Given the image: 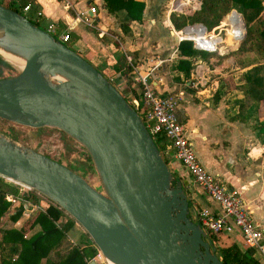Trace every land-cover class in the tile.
Returning <instances> with one entry per match:
<instances>
[{
	"label": "water",
	"instance_id": "water-1",
	"mask_svg": "<svg viewBox=\"0 0 264 264\" xmlns=\"http://www.w3.org/2000/svg\"><path fill=\"white\" fill-rule=\"evenodd\" d=\"M193 24L203 26L186 24L180 30ZM242 26L244 31L243 19ZM0 50L25 63L15 74L0 76V118L67 135L85 150L100 189L0 130L1 176L62 208L107 262L224 264L190 216L181 179L138 113L100 70L2 3Z\"/></svg>",
	"mask_w": 264,
	"mask_h": 264
},
{
	"label": "crops",
	"instance_id": "crops-1",
	"mask_svg": "<svg viewBox=\"0 0 264 264\" xmlns=\"http://www.w3.org/2000/svg\"><path fill=\"white\" fill-rule=\"evenodd\" d=\"M9 1L1 0L0 3L6 4ZM142 1V18L131 21L127 33L121 31L115 17L105 10L102 0H25V4L30 5L26 10L30 20L39 26L44 24L45 27L53 23L58 32H66L72 49L100 71L107 68L109 73L119 70L124 62L123 53L129 54L134 64L141 69L151 66L157 58H165L156 69H152L151 82L157 89L168 91L165 67L178 56L176 46L179 41L177 30L169 20V13L173 10L170 7L165 11L162 9V4L166 2V6L169 0ZM13 4H17V0H13ZM89 7H93V11ZM203 37L205 36L201 34L195 39ZM125 90L127 91L126 88ZM239 96L224 92L216 98L194 94L190 99L181 94L183 100L179 102L177 113L202 167L216 174L225 186L239 190L253 218L264 230V127L254 124V113H247L250 108L239 112L237 104L232 100ZM161 152L170 170L181 175L178 178L194 206H205L217 211V204L195 183L189 181L185 170L171 151L164 147ZM43 204L37 210H44L48 203ZM64 219V216H59L57 221ZM73 224L65 233L73 229ZM12 225L19 227L23 223L20 224L16 219ZM36 229V225L27 226L23 234L28 236ZM230 236L238 244H242L236 230ZM62 239L63 237L61 241ZM70 247L55 252V258L50 256L53 254L52 250L56 251L54 247L48 256L58 259Z\"/></svg>",
	"mask_w": 264,
	"mask_h": 264
},
{
	"label": "trees",
	"instance_id": "trees-1",
	"mask_svg": "<svg viewBox=\"0 0 264 264\" xmlns=\"http://www.w3.org/2000/svg\"><path fill=\"white\" fill-rule=\"evenodd\" d=\"M24 4L25 0H17V4H13V0H10L4 5L21 13L20 10ZM102 5L108 13L115 17L121 31L127 33L130 30L131 21H139L142 18L144 2L142 0H102ZM227 10L225 17L236 15L241 19L242 15L244 20V34L234 51L236 65L243 68L252 64L245 68L243 82L239 87L242 97L238 99V108L242 113L253 103L257 106L264 100V0H201L198 10L171 11L169 20L178 30L184 25L194 22L203 24L205 15L214 13L220 15ZM27 18L30 20L29 17ZM30 21L37 24L35 21ZM195 40L199 45L219 53H223L228 47L227 44L216 42L208 35ZM176 47L178 56L173 67L188 77L192 64L191 57L197 52L204 53L205 51L192 47V43L188 39H180ZM5 66V61L0 57V73L4 71ZM127 67L125 69L129 70L130 66L127 65ZM121 68L120 65L119 69ZM153 140L162 151L164 147L162 138L156 137ZM86 156L88 157L87 154ZM16 190L15 185L0 180V218L7 211L10 203L5 195L7 192L15 193ZM21 196L31 201L35 200V196L28 192H22ZM48 201L44 210H37L31 214L26 226L15 227L12 225L22 211L21 203L8 214L9 221L0 225V264H88L97 250L90 238L88 242L72 245L58 259L48 256L49 251L58 245L65 231L75 222L62 208L49 199ZM59 216H64L66 219L57 221ZM34 225L37 226V229L30 235L24 236L26 227ZM210 239L224 264H263L253 255L252 247L242 243V248L229 234H211Z\"/></svg>",
	"mask_w": 264,
	"mask_h": 264
},
{
	"label": "rangeland",
	"instance_id": "rangeland-1",
	"mask_svg": "<svg viewBox=\"0 0 264 264\" xmlns=\"http://www.w3.org/2000/svg\"><path fill=\"white\" fill-rule=\"evenodd\" d=\"M172 2L173 0H169L166 6L164 5V3L166 2H164L162 4L163 5L162 9L166 10L167 7L169 8ZM198 6L200 7V2L198 3ZM199 7L197 8L193 7V2H191V0H188L186 1L185 4L181 5L179 9L192 11V10H198ZM20 11L22 14L26 15L27 17L28 16L30 17L27 11H23V10ZM173 11L178 12L177 10H173ZM227 12L228 10L220 15H217L216 13L209 14L207 16L205 15L206 18H205V22H203V25H205L206 30L209 32H216V30L220 26V21L223 19L224 16H226ZM224 19L227 25L226 26L227 29L225 28L227 31L219 32L221 33L220 35L222 36V38L220 39L212 35L210 37H212V39L216 42L227 44L228 45L227 49L223 53H219L216 50L211 52L205 51L204 53L203 52L195 53V55L191 57L190 60L192 64L189 69L188 77H185L182 72H178L177 70L174 69L173 66L176 63V58L170 61L169 63H167L165 67V71H166L165 84L167 86L168 91H164V93L168 92L170 94L177 95L179 97V102H181L183 100L180 97L181 94L186 95L190 99L194 94H200L203 96L216 98V96L222 95V93L224 92H230L232 93L233 96L240 95L239 97L236 98L234 97V99H232L237 104V107H239L238 99L242 97L239 87L240 84L243 82V72L245 68L251 66L252 64L240 68L239 66L236 65L235 62L236 54L234 51L235 49H237L239 45V42L241 40V39L239 40V38L241 37L242 32L244 34L242 20L239 19L236 15H231L229 17H225ZM194 23H201V22H194ZM40 25L45 28L44 24H40ZM179 30L180 29H178L177 31ZM201 34L204 36L208 35L204 32V29L202 27L194 26L187 28L181 35L182 36L184 35V37L189 36L195 39L196 36ZM64 43L67 44L70 48L73 47L71 42L69 41H66ZM232 47L234 48L231 49ZM0 57L2 60H4L1 55ZM4 61L6 63V66L4 67L5 68L4 71L0 73V76L13 75L19 70V68H17V66L14 65L13 63L9 62L8 60H4ZM132 63H134V61H132ZM127 65L128 64L124 66L122 73L123 72L126 73V69L128 68ZM124 76H126L125 78L127 82L126 84H129V82L131 81L130 77L126 74H124ZM119 90L121 94L125 97V99L129 102L130 93L128 92L126 93V90L123 87L119 88ZM133 91L134 90L132 89V92ZM254 106H255L254 103L251 106H249L248 108H250V110H248L247 113L248 112L254 113V117H253L254 124H257V126L259 127L260 126L264 127V100L260 103V105L255 106V110H252L254 109ZM0 130L5 134H7L8 136L15 139L16 141L28 145L33 149L47 155L48 157L64 164L65 166H67L68 168L77 172L83 178H85V180L90 185L100 189V184L98 182L97 175L94 171V168L92 166L89 157H87L85 154L86 153L85 150L78 143H76L74 140L69 138L61 131L48 127L23 126L4 120L2 118H0ZM157 143L160 144V142L158 141ZM162 150H164V147L162 148ZM174 175L175 177L181 176V175L178 176L176 173H174ZM0 180L13 184L17 187L15 193L7 192L6 195L10 197L11 195L16 196L18 194H21V192H23L22 190H26L28 193L30 191L33 192L32 189H27L25 185L12 181L11 179L5 178L1 175H0ZM22 202L23 200L20 199L19 201L17 199L10 201L7 211L0 218V225L4 222L9 221L8 220L9 212L11 210H14L15 207ZM32 213L34 212L33 211L30 212L28 207L24 208V206H22V211L19 217L17 218L18 222H20V224L23 223V225L26 226L28 223V219ZM73 225H74L73 229L68 230L65 233V235H63L62 241L60 240L59 242L60 244L58 243V245L56 246V251L52 250L53 254L50 255L51 257L55 258L56 257V254H54L55 252H59L58 250L65 249L68 246H72L74 244L73 242H76V244L78 243L82 244V242L89 241L90 237L81 228V226H79L76 222ZM240 246L242 247L243 245L240 244ZM94 262H97V264H108V262L103 257L96 259V261L94 260Z\"/></svg>",
	"mask_w": 264,
	"mask_h": 264
},
{
	"label": "built area",
	"instance_id": "built-area-1",
	"mask_svg": "<svg viewBox=\"0 0 264 264\" xmlns=\"http://www.w3.org/2000/svg\"><path fill=\"white\" fill-rule=\"evenodd\" d=\"M175 1L176 0H173V2ZM191 2H193V7H199V2L197 0H191ZM172 4L170 6L172 10L179 9L174 8ZM29 7V4H24L21 10L26 11ZM89 8L93 11V7ZM36 14H39V11H36ZM221 22L222 20L216 32H211L212 34H220L219 32L222 31L223 28ZM195 25L197 24L189 25L188 27ZM44 29L63 43L69 39L68 34L63 31L58 32L53 23H49ZM179 31L181 32V30ZM204 31L209 33L208 35H211L206 29ZM177 37L178 40H190L192 47L195 49L206 52L214 51L199 45L192 37L186 38L178 35ZM123 57L124 63L121 69L109 73L110 70L107 68L103 69L101 73L106 76L118 90L121 87L128 89L126 93H130L129 103L142 119L150 136L153 139L156 137L162 138L164 147L170 150L172 155L178 160L181 167L185 170L189 181L195 183L217 204L218 210L213 211L205 206H194L189 198L191 204L189 209L190 216L198 222L209 238L211 234L230 235L236 230L240 236L241 242L245 246L252 247L253 255L264 264V230L257 220L253 218L252 212L239 194V190L234 187L225 186L216 174L205 170L200 164L193 146L186 136L184 124L181 122L177 113L179 97L168 92L163 93L162 90L157 89L151 82V80H153L152 69H156L160 65L161 60L165 58H157L151 66L141 69L136 64L132 63V58L129 54L123 53ZM126 64L130 66V69L126 70V73H122ZM124 74L130 77L131 81L129 84H126V76H124ZM132 89L134 90L133 92ZM25 187L31 189L27 186ZM22 191L27 192L26 190ZM32 191L33 192L30 191L29 193L35 196L34 201L22 197L21 194L16 196L11 195V197L5 195V198L9 201L15 199L18 201L19 199L23 200L21 203L22 206L24 205V208L28 207L30 211L41 209L44 205L43 202L49 203L48 198L33 189ZM101 257L102 255L97 249L90 260H96Z\"/></svg>",
	"mask_w": 264,
	"mask_h": 264
},
{
	"label": "bare ground",
	"instance_id": "bare-ground-1",
	"mask_svg": "<svg viewBox=\"0 0 264 264\" xmlns=\"http://www.w3.org/2000/svg\"><path fill=\"white\" fill-rule=\"evenodd\" d=\"M182 1V2H181ZM186 1H188V0H177V1H175V2H173V4H172V6L174 7V8H179L181 5H183V4H185L186 3ZM195 4H196V2H195ZM194 4V5H195ZM225 16L223 17V19H222V22H221V25H224V26H222L223 28H222V32L224 31V32H226L227 30V28H226V22H225ZM195 26H199V27H202L204 30L206 29V27L203 25H195ZM191 27H194V26H191ZM187 28H189V27H186V28H184L183 30H181V32L180 31H178L176 34L178 35V36H182L181 34L187 29ZM226 28V29H225ZM205 32V31H204ZM206 34H209V33H207V32H205ZM221 34V33H220ZM220 34H211L212 36H216V37H218V38H222V36L220 35ZM211 35H209V36H211ZM183 37V36H182ZM223 41V40H222ZM0 54H1V56H2V58L4 59V60H8L9 62H11V63H13L14 65H16L17 66V68H19V69H23L24 67H25V63L23 62V61H21V60H19L18 58H16V57H14V56H12V55H10V54H8V53H6V52H3V51H1L0 50ZM18 64V65H17ZM108 264H114V263H112V262H110V261H108Z\"/></svg>",
	"mask_w": 264,
	"mask_h": 264
}]
</instances>
